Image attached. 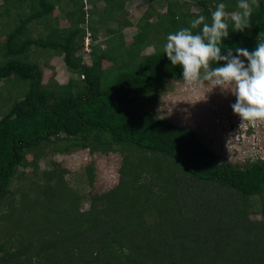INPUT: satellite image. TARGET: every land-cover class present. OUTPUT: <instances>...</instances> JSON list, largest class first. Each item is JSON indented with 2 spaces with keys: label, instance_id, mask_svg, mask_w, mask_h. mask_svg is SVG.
<instances>
[{
  "label": "trees",
  "instance_id": "16d2710c",
  "mask_svg": "<svg viewBox=\"0 0 264 264\" xmlns=\"http://www.w3.org/2000/svg\"><path fill=\"white\" fill-rule=\"evenodd\" d=\"M87 1L86 8L83 0L0 3V209H7L0 219L17 238L0 242V264H264V158L220 160L194 129L153 107L169 81L183 79L182 68L163 53L167 34L201 14L210 21L218 3L232 13L238 0H191L203 6L197 12L164 0L157 21L142 15L140 33L125 47L119 40L120 29L131 25L123 16L129 0H103L101 11L98 0ZM144 1L147 15L151 0ZM259 4L243 32L232 31L229 21L222 55L255 48L264 32V0ZM100 27L107 28L104 40L97 38ZM53 56L62 57L64 83L53 74L43 82L40 63ZM41 145L118 153V182L81 194L57 162L39 168ZM84 171L91 184L93 165ZM255 197L261 219L249 217Z\"/></svg>",
  "mask_w": 264,
  "mask_h": 264
},
{
  "label": "rangeland",
  "instance_id": "374dc122",
  "mask_svg": "<svg viewBox=\"0 0 264 264\" xmlns=\"http://www.w3.org/2000/svg\"><path fill=\"white\" fill-rule=\"evenodd\" d=\"M83 1L85 8L88 7L89 2L87 0ZM180 1L186 2L185 8L191 12H197L203 8L202 5H198L191 0ZM104 3L103 0H98L97 7L95 8L101 11ZM150 4L152 12L146 15V8L148 6L146 1L129 0L125 3L123 16L131 22V25L120 29L122 39L121 41L119 40V43L121 42L120 45L122 47L129 44L140 33L138 26L139 18L142 15L155 23L158 19L155 13L165 11L166 1L164 0H151ZM54 10L57 11V14H61L58 7ZM230 15L231 13H229ZM64 23L65 21L60 24L63 25ZM109 25H111L109 28L112 30L120 28L116 24L109 23ZM106 29V27L98 28V40L105 39ZM34 32L32 31L31 35H35ZM1 37V40H4L3 35ZM155 41L156 39H154ZM154 46L147 47L143 51V54L153 52ZM82 53L83 51L80 49L78 54ZM86 58L89 61L88 57ZM50 59L48 62L40 63L43 69V82H47L51 74L55 76L57 82H66L68 73L65 70L62 57L53 56ZM2 83L0 81V86ZM167 85L169 87L163 91L159 100L153 104L155 112L159 116L171 120L178 126L194 129L204 145L212 150L220 160L242 164L247 158H254L255 156L264 158V121H257L255 124L247 121L241 122L239 116L234 114L230 107L235 102L234 95L222 90L220 86L213 87L212 82L186 83L181 79L178 81L171 80ZM140 102L138 99L137 103L139 104ZM40 147H43V150L38 158L39 168H45L52 161L57 162L61 168L66 169L64 174L66 181L81 194L88 196L93 193H101L110 189L118 182V168L121 160V156L118 153L109 152L103 154L96 152L90 154L87 149L57 152L43 145ZM27 157L28 160L32 159L30 154ZM89 164L93 165V182L91 184L87 182V177L84 175V169ZM22 169L20 168L19 170ZM23 170L28 174L31 173L30 167ZM18 183L19 180L14 178L11 184L15 198L20 195L21 191L20 189L17 190L16 185ZM253 201L256 203L257 198H253ZM256 204L253 211L250 212L249 217L251 219H261L263 217V213L260 211L261 206H259V203ZM87 206L88 204L85 199L82 207L87 208ZM6 211L5 206L1 208L0 216L6 213ZM13 234V231L10 234L6 232L5 221L0 219V242L11 240L12 243H17V238ZM7 245L10 244L7 243ZM15 247L16 245H11V251Z\"/></svg>",
  "mask_w": 264,
  "mask_h": 264
},
{
  "label": "clouds",
  "instance_id": "9594fccd",
  "mask_svg": "<svg viewBox=\"0 0 264 264\" xmlns=\"http://www.w3.org/2000/svg\"><path fill=\"white\" fill-rule=\"evenodd\" d=\"M259 7V0H238L237 10L229 16L226 4L218 3L210 13V21L208 17L198 15L191 20L190 27L167 34L166 43L162 46L171 64L182 68L184 82H212L213 87L220 86L230 92L235 96V102L230 105L233 113L241 122L253 124L264 121V32L258 34L252 51L237 47L236 55H233V50L228 48L226 55H222L221 46L229 36V21L232 31L243 32L251 26L252 13ZM89 44L87 34L81 55L89 52ZM220 61L225 63L214 66Z\"/></svg>",
  "mask_w": 264,
  "mask_h": 264
}]
</instances>
